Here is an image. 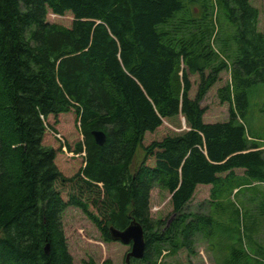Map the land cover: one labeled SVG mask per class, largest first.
<instances>
[{
    "label": "trees",
    "instance_id": "1",
    "mask_svg": "<svg viewBox=\"0 0 264 264\" xmlns=\"http://www.w3.org/2000/svg\"><path fill=\"white\" fill-rule=\"evenodd\" d=\"M50 12L73 20L51 21ZM259 17L251 0H0V264H96L70 248L69 207L82 209L105 241L111 226L140 222L147 246L131 264H173L165 257L181 249L194 264L195 232L230 233L242 217L244 235L213 253L216 264H264L256 237L264 199L250 218L246 203L240 214L215 198L219 186L256 195L264 184V142L243 122L250 88L264 84ZM226 69L230 80L217 92L229 118L221 120L201 102ZM71 112L83 139L67 147L84 153L73 171L65 147L49 144ZM179 117L187 129L143 144ZM94 130L105 132L102 145ZM157 183L171 194V220L151 214ZM206 190L210 211L190 212Z\"/></svg>",
    "mask_w": 264,
    "mask_h": 264
},
{
    "label": "rangeland",
    "instance_id": "2",
    "mask_svg": "<svg viewBox=\"0 0 264 264\" xmlns=\"http://www.w3.org/2000/svg\"><path fill=\"white\" fill-rule=\"evenodd\" d=\"M251 3L260 9L259 29L264 30V0H251ZM48 18L51 21L58 22L66 26L70 25L73 20V16L70 13L57 15L50 12L48 14ZM195 76L196 75H193L191 77L192 80H195ZM221 76L222 78L220 82L209 90L201 102V105L206 106L211 115L221 120H227L229 118V104L220 102L217 89L230 80V70H224ZM195 90L196 88L194 87V90H192L193 94L195 93ZM248 102V109L245 117L243 118V122L251 136L261 137L259 138L260 141L264 142V111L262 110L264 109L263 83L256 84L250 88ZM64 125L62 128H56L57 135H55V137L52 135V132L49 131V134H51L49 144L55 147H65L62 149L63 158L64 161H66L65 166H69V170L73 171L84 165V153L77 154L74 151H70L67 145L70 144L72 148H74L75 144L83 139V136L79 129V124L77 123V118L74 112H71L70 119H65ZM185 129H187V125L183 117H179L178 119H164L162 126L153 134L145 137L143 144L147 145L154 139H160L167 134L179 133ZM143 155L144 149L143 146L140 145L134 159L135 167L139 165ZM256 185L259 187L256 195L252 192L253 187H251V189H242L238 195H235L238 189L234 188L231 196L226 195L225 193L228 189L219 186L217 187L215 198L223 203H227L228 200L233 201L236 208L239 209L240 214L245 212L244 204L246 203V207L249 208L248 217H257V215H259V206L261 207V201L264 199V186L262 187L264 184L260 183ZM212 196L213 195H211V192L208 190L204 191L202 194L197 193L187 209L190 212H209ZM251 196L255 197L252 203L246 200ZM150 202L151 214L154 219L169 218V220H171L173 206L171 203V194L166 187L158 183L155 184L151 193ZM257 204L259 205L257 206ZM257 219L259 220L258 226L260 232L259 234H256V237L257 239L264 238V215L262 216L263 224H261V226L260 219ZM225 220L227 223L228 217L225 218ZM63 221L68 233L70 248L77 255L78 260L83 258L92 259L96 264H102L105 260L111 259L113 264H131V262L126 261V254L131 249L130 245H125L115 240L105 241L96 224L82 209L69 207L65 212ZM245 221H243L242 217L235 224L230 221V233H228V231L226 232L225 228H221L220 231L218 230L217 233L209 236L204 233L195 232L193 237V263L216 264L217 260L213 253H221L224 249H227L231 239L235 240L238 235L243 236V225L246 223ZM207 228L208 230H211L214 227L209 225ZM208 237L209 239L211 238V242L208 240ZM211 244H213L214 247L211 246ZM187 255H189L187 250L181 249L175 257L166 256L165 258L173 264H186L185 256ZM251 258L254 260V256L251 255Z\"/></svg>",
    "mask_w": 264,
    "mask_h": 264
},
{
    "label": "water",
    "instance_id": "3",
    "mask_svg": "<svg viewBox=\"0 0 264 264\" xmlns=\"http://www.w3.org/2000/svg\"><path fill=\"white\" fill-rule=\"evenodd\" d=\"M93 135L97 144L102 145L106 140V134L102 130H94ZM113 240L119 241L125 245H131V249L127 254V260L131 257L141 259L146 250L147 240L143 225L138 221H133L123 230L110 227ZM46 251H49V245L46 246Z\"/></svg>",
    "mask_w": 264,
    "mask_h": 264
},
{
    "label": "bare ground",
    "instance_id": "4",
    "mask_svg": "<svg viewBox=\"0 0 264 264\" xmlns=\"http://www.w3.org/2000/svg\"><path fill=\"white\" fill-rule=\"evenodd\" d=\"M93 132V131H92Z\"/></svg>",
    "mask_w": 264,
    "mask_h": 264
}]
</instances>
